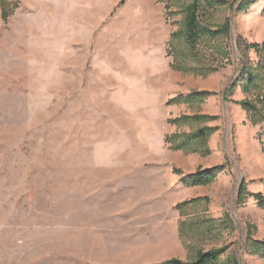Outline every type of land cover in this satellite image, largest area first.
Masks as SVG:
<instances>
[{"label": "rangeland", "instance_id": "obj_1", "mask_svg": "<svg viewBox=\"0 0 264 264\" xmlns=\"http://www.w3.org/2000/svg\"><path fill=\"white\" fill-rule=\"evenodd\" d=\"M226 1L200 11L202 30L229 20L230 32L202 39L216 71L195 76L168 55L190 0H0V13L17 5L0 22V264L188 263L213 250L264 264V122L244 107L264 114V0ZM194 92L211 95L172 103ZM194 115L213 120L170 124ZM204 126L216 131L198 169L219 171L192 196L182 180L198 169L170 161L165 140Z\"/></svg>", "mask_w": 264, "mask_h": 264}, {"label": "trees", "instance_id": "obj_2", "mask_svg": "<svg viewBox=\"0 0 264 264\" xmlns=\"http://www.w3.org/2000/svg\"><path fill=\"white\" fill-rule=\"evenodd\" d=\"M167 2H173L175 5L181 3L183 0H166ZM189 1V0H188ZM248 1V0H243ZM228 1L226 0H190V2L185 5L182 9L184 14V19L181 22L180 28L172 35V39L169 44V56L173 57V63L171 67L183 73L192 74L195 76H207L216 71V69H210L208 65H204V62L199 59L201 51H199V44L203 38H210L214 40L218 36L228 34L230 32V21L226 20L222 28H219L217 31L207 30L204 31L200 27V11L203 8H213L218 5H227ZM171 5V4H169ZM167 5V8H169ZM2 12L0 13V22L6 20L17 8V5H13V9H5V5L2 3ZM242 5L241 9L244 11L246 8ZM201 52V53H200ZM224 56L228 58V54L224 53ZM250 72V71H249ZM257 76H254V73L248 76L249 85L242 86L244 92L248 93L250 87H254L257 83ZM236 86V84L234 85ZM231 86L228 88L224 94V99H227L229 89H232ZM250 86V87H249ZM235 88V87H234ZM233 94V92H232ZM211 94L209 92H194L189 97H184L179 95L175 98V101L172 103H188L191 104L194 100L203 101ZM264 103V101H263ZM245 109L252 115L255 114L258 122H264V114L259 112L256 105L251 103H244ZM255 119V118H254ZM213 118L210 116H183L177 119H174L170 124L177 127H181L185 124L191 122H203L207 123L212 121ZM256 120V119H255ZM253 120L254 124H256ZM216 131V128L204 126L196 131L191 133H176L170 137H167L165 142L170 145V150L172 151H184L186 153H199L202 155H209L211 150L208 148L207 141L208 138ZM205 146V147H204ZM219 169H212L204 171L198 169L196 173L192 176L183 179L182 181L187 186H205L213 183L216 179V174ZM179 174V173H177ZM244 186L241 189V196L244 193ZM256 199L259 200V204L264 208V197L261 194L256 195ZM196 200H192L187 203H182L177 205V208L180 210L182 207H185L187 204H191ZM259 243V242H258ZM257 246L264 248V244L260 243ZM221 250H213L210 252H202L198 255V258L194 262L184 263L180 260H168L161 264H239L236 260H231L227 258L226 260L222 259Z\"/></svg>", "mask_w": 264, "mask_h": 264}, {"label": "crops", "instance_id": "obj_3", "mask_svg": "<svg viewBox=\"0 0 264 264\" xmlns=\"http://www.w3.org/2000/svg\"><path fill=\"white\" fill-rule=\"evenodd\" d=\"M164 85L166 86V91L169 92H174V80L170 81L167 79H164ZM172 82V87L171 83ZM178 85L177 88L179 89V81H177ZM172 90V91H170ZM177 130L175 131L174 134L178 133L177 131H181L180 129L176 128ZM254 149V145L252 147ZM213 149H211L212 151ZM174 152V151H173ZM201 154L198 155V153H186L184 151H176L175 155L172 156V159H170L171 157H169V160L172 161L174 164H177L183 171V169L186 170V173H192L194 171H196L200 166L201 162ZM192 189V196L197 194V191L200 189H203V187H194L191 188Z\"/></svg>", "mask_w": 264, "mask_h": 264}]
</instances>
